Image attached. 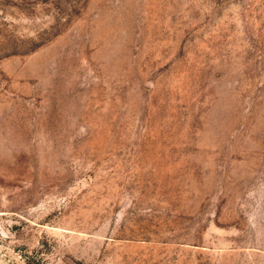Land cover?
Segmentation results:
<instances>
[{
  "label": "rangeland",
  "instance_id": "obj_1",
  "mask_svg": "<svg viewBox=\"0 0 264 264\" xmlns=\"http://www.w3.org/2000/svg\"><path fill=\"white\" fill-rule=\"evenodd\" d=\"M0 264H264V0H0Z\"/></svg>",
  "mask_w": 264,
  "mask_h": 264
}]
</instances>
